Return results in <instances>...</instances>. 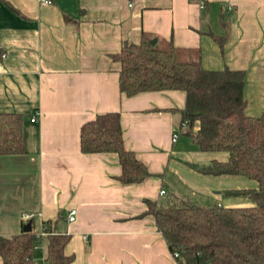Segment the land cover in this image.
Listing matches in <instances>:
<instances>
[{"label": "crops", "instance_id": "obj_1", "mask_svg": "<svg viewBox=\"0 0 264 264\" xmlns=\"http://www.w3.org/2000/svg\"><path fill=\"white\" fill-rule=\"evenodd\" d=\"M145 37L200 49L207 70L246 71L245 111L263 113L264 0H207L205 10L191 0H0V112L21 115L25 130V152L0 155V236L23 232V213L35 212L36 232L50 224L70 236L72 264H180L154 215H143L146 200L253 205L226 192L255 180L194 167L229 153L202 151L181 130L183 91L121 92L114 55ZM108 112L120 113L127 149L152 174L145 181L122 184L117 154L81 150L83 125ZM46 257L44 239L34 258Z\"/></svg>", "mask_w": 264, "mask_h": 264}, {"label": "trees", "instance_id": "obj_2", "mask_svg": "<svg viewBox=\"0 0 264 264\" xmlns=\"http://www.w3.org/2000/svg\"><path fill=\"white\" fill-rule=\"evenodd\" d=\"M151 40L125 42L114 55L121 64V92L131 97L147 91H183L186 134L202 151L229 153L226 162L213 160L194 167L206 175L246 177L258 186L226 192L227 196L249 198L251 206L204 205L170 196L162 203L146 200L148 209L143 215H154L171 251L181 253V264H264V111L257 117L245 111L246 71L207 70L201 64L200 49L177 47L167 40L153 46ZM81 150L117 154L122 184L141 183L152 176L135 152L127 149L119 112L99 114L85 123ZM24 152L23 117L0 112V155ZM47 225L50 233L45 238L37 235L34 226L30 232L0 236L3 264H72L75 256L65 252L70 236ZM44 239L47 257L36 261L34 245Z\"/></svg>", "mask_w": 264, "mask_h": 264}, {"label": "built area", "instance_id": "obj_3", "mask_svg": "<svg viewBox=\"0 0 264 264\" xmlns=\"http://www.w3.org/2000/svg\"><path fill=\"white\" fill-rule=\"evenodd\" d=\"M41 1V3H43V4H50L51 3V0H40ZM191 1H193V2H195L198 6H199V8L201 9V10H205L206 9V7H207V0H191ZM38 120V117H37V115H35V116H33L32 118H31V121L32 122H36ZM187 130V123L186 122H183L182 123V126H181V130ZM177 137H178V135H175L174 136V141H176L177 140ZM160 195L161 196H166L167 195V191L165 190V189H162L161 190V192H160ZM76 215H77V210L76 209H72L70 212H69V222H73V221H75V219H76ZM37 216H42V214L41 213H35V212H26V213H23V215H22V219H23V221L25 222V223H28L29 221H33L34 222V220H35V218L37 217ZM38 234V236L39 237H41V238H45V237H47V235H49V229H48V225L47 224H44L43 226H42V229L39 231V232H37ZM41 247V243H36L35 245H34V250H37V249H39ZM173 256L175 257V259H177L178 261H179V263H180V260H181V253L179 252V251H174L173 252ZM181 264V263H180Z\"/></svg>", "mask_w": 264, "mask_h": 264}, {"label": "water", "instance_id": "obj_4", "mask_svg": "<svg viewBox=\"0 0 264 264\" xmlns=\"http://www.w3.org/2000/svg\"><path fill=\"white\" fill-rule=\"evenodd\" d=\"M150 43L154 46L158 43V39L154 38L150 41ZM33 227V221H29L25 226H24V231L25 232H30Z\"/></svg>", "mask_w": 264, "mask_h": 264}, {"label": "rangeland", "instance_id": "obj_5", "mask_svg": "<svg viewBox=\"0 0 264 264\" xmlns=\"http://www.w3.org/2000/svg\"><path fill=\"white\" fill-rule=\"evenodd\" d=\"M37 226V225H36ZM37 252V251H36ZM39 255H36L37 257L41 258L43 251H38Z\"/></svg>", "mask_w": 264, "mask_h": 264}]
</instances>
